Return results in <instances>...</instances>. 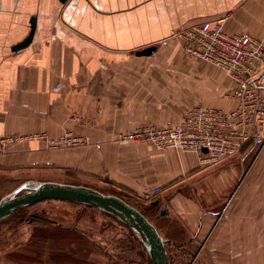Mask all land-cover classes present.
Listing matches in <instances>:
<instances>
[{"label":"crops","instance_id":"0c3cea01","mask_svg":"<svg viewBox=\"0 0 264 264\" xmlns=\"http://www.w3.org/2000/svg\"><path fill=\"white\" fill-rule=\"evenodd\" d=\"M220 19L229 33L264 39V0H0V140L24 137L0 158V178L12 189L55 182L161 206L159 220L202 248L247 253L249 231L263 229L264 208L242 206L248 171L241 174L237 157L261 142L205 166L196 152L120 141L141 125L178 123L196 105L235 107L226 98L230 77L189 57L174 37ZM33 24L31 43L18 49ZM152 47L151 55L137 54ZM68 132L87 144L52 149L32 138ZM156 188L163 194L147 200Z\"/></svg>","mask_w":264,"mask_h":264},{"label":"rangeland","instance_id":"374dc122","mask_svg":"<svg viewBox=\"0 0 264 264\" xmlns=\"http://www.w3.org/2000/svg\"><path fill=\"white\" fill-rule=\"evenodd\" d=\"M251 147L237 157L242 162L241 174L248 171L241 187L246 198L242 206L264 208V143ZM11 184L0 178V200L15 190ZM199 190L206 192L207 185ZM133 204L173 241L167 243L170 264H264V225L259 232L249 231L247 253L245 247L223 244L215 247L209 243L202 248L170 221L159 220L161 206L153 208L139 200ZM0 264L153 263L140 237L118 218L93 207L47 200L0 223Z\"/></svg>","mask_w":264,"mask_h":264},{"label":"built area","instance_id":"2783aa9c","mask_svg":"<svg viewBox=\"0 0 264 264\" xmlns=\"http://www.w3.org/2000/svg\"><path fill=\"white\" fill-rule=\"evenodd\" d=\"M226 19L207 22L178 31L174 37L183 44L191 58L211 64L220 73L227 74L232 89L226 98L235 107L196 105L189 108L178 123L163 127L141 125L120 136V141L149 144L165 152L175 148L199 154L205 166L218 164L241 152L246 145L264 143V39L249 32L229 33ZM32 138L46 141L50 148H73L87 141L68 132L59 139L46 135ZM24 137L10 136L0 140V158L8 154L12 145ZM163 194L156 188L146 194L155 201Z\"/></svg>","mask_w":264,"mask_h":264},{"label":"water","instance_id":"95a60500","mask_svg":"<svg viewBox=\"0 0 264 264\" xmlns=\"http://www.w3.org/2000/svg\"><path fill=\"white\" fill-rule=\"evenodd\" d=\"M66 1L62 0V2ZM34 32L35 24L32 26L29 39L18 49L29 46ZM155 50L152 47L137 54L148 56ZM47 200L65 201L93 207L118 218L140 237L153 264H170L167 241L163 239L157 227L141 211L116 195H107L86 186L55 182H26L0 200V223L24 209ZM155 204L158 205V203Z\"/></svg>","mask_w":264,"mask_h":264},{"label":"trees","instance_id":"16d2710c","mask_svg":"<svg viewBox=\"0 0 264 264\" xmlns=\"http://www.w3.org/2000/svg\"><path fill=\"white\" fill-rule=\"evenodd\" d=\"M248 146V145H247ZM123 199V198H122ZM123 200H125L127 203H129V204H131L132 206H134V207H136L139 211H141L149 220H150V218L140 209V208H138V206H135L134 204H133V202L134 201H131L132 199L131 198H128V199H123ZM37 218V217H36ZM38 219H40V220H43V217H41V216H39V218ZM151 221V220H150ZM152 222V221H151ZM168 250V249H167ZM169 253V252H168Z\"/></svg>","mask_w":264,"mask_h":264}]
</instances>
